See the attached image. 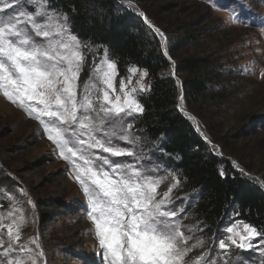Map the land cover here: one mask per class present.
Returning a JSON list of instances; mask_svg holds the SVG:
<instances>
[{"label": "rangeland", "instance_id": "obj_1", "mask_svg": "<svg viewBox=\"0 0 264 264\" xmlns=\"http://www.w3.org/2000/svg\"><path fill=\"white\" fill-rule=\"evenodd\" d=\"M238 3L244 8V23L231 21L232 10L239 15V7L221 10L213 7L209 0H133L132 6L127 0H120L119 6L142 20L146 19L148 25L155 29L145 21L144 24L155 32L160 41L162 38L156 29L164 34L162 53L164 55V47L171 58L170 52L173 54L176 68L178 61L191 58H211L222 68V78L202 99L199 105L202 110L198 113L208 121V129L213 130L215 136L211 140L201 133L213 141L212 148H216L218 156L227 158L232 166L235 162L240 173L264 189V27L259 26L260 20L264 19V2L238 0ZM68 23L72 32L69 20ZM84 51L88 52L87 49ZM102 56L98 49L88 53L80 72L81 87L90 78L94 58L98 64ZM173 68L170 63L168 70L162 71L160 76L172 77L180 85L181 78L177 75V80L172 76ZM139 76L137 72L133 76V84L127 87L131 88ZM127 77L115 76L117 94L120 81L124 79L127 83ZM144 84H149L148 77ZM147 92L138 93L137 98ZM180 93L184 97V93ZM179 97L177 110L188 118L193 117L191 120L195 127L196 115H187L182 108L186 103ZM179 103L182 110L177 107ZM34 115L29 116L27 111L0 93V239L5 241L3 247H7L8 228L11 227L13 238L16 233L20 235V240L14 241L16 246L27 245L32 250L11 254L12 257L19 255L24 264H31L30 257L40 251L44 256L37 264H82V257H88L89 264H101L94 225L87 217V199L75 180L74 167L60 157ZM140 116L129 119H134L131 131L139 138L138 151L147 157L143 163L153 169V175L163 177L157 189L160 195L172 188L168 206L177 208V220L185 234L192 237L189 246L199 245L186 257L189 264H264V255L259 250H241L234 246L227 251L219 249L217 241L219 237L228 235L226 227L241 221L234 213L235 209L216 231L213 241L206 237L194 215L200 191H185L178 173L162 159L159 148L151 145L138 128ZM115 142L122 146L125 143ZM223 147L228 150H223ZM93 151L107 155L99 153V150ZM109 159L131 160L130 157ZM243 223L237 226L241 233ZM33 239H38L39 249L31 243ZM259 239L257 237L254 243ZM3 247H0V252ZM6 259L0 257V262Z\"/></svg>", "mask_w": 264, "mask_h": 264}, {"label": "snow or ice", "instance_id": "obj_2", "mask_svg": "<svg viewBox=\"0 0 264 264\" xmlns=\"http://www.w3.org/2000/svg\"><path fill=\"white\" fill-rule=\"evenodd\" d=\"M127 2L132 6L133 0ZM209 3L221 10L239 7V15L232 10L231 21L245 22L238 0ZM68 20V14L58 11L51 0H0V93L29 116L35 114L60 157L73 165L75 180L87 199V217L94 225L101 264H189L186 257L199 245L189 246L192 237L177 220V208L168 206L172 188L162 195L157 192L163 177L153 175V169L143 163L147 157L138 151L139 138L131 131L134 119L129 118L144 112L137 94L151 90L150 84H144L149 73L130 66L127 83L120 81L117 94V65L105 48L98 64L94 58L90 78L81 87L83 62L96 48L71 32ZM259 26L264 27V19ZM156 32L163 44L164 34L159 29ZM164 55L168 56L167 51ZM137 72L139 79L128 88ZM241 223L226 227L228 235L218 238L219 249L234 246L264 255V231L243 223L241 233L237 230ZM257 237L260 239L254 243ZM19 240V233L13 238L9 227L7 247L0 239V257L7 258L0 264H24L19 255H11L32 251L27 245L17 247L14 241ZM31 243L40 248L38 239ZM43 256L42 251L36 253L30 257L31 264ZM81 259L82 264H89L88 257Z\"/></svg>", "mask_w": 264, "mask_h": 264}, {"label": "trees", "instance_id": "obj_3", "mask_svg": "<svg viewBox=\"0 0 264 264\" xmlns=\"http://www.w3.org/2000/svg\"><path fill=\"white\" fill-rule=\"evenodd\" d=\"M119 3L120 0H51L56 9L68 14L72 32L82 42L98 49L100 55L105 48L108 50L121 78L129 75L130 66L147 69L151 90L139 97L144 112L138 128L178 173L185 191H200L194 215L206 237L212 240L232 209L239 220L264 231V189L220 158L216 148L204 142L192 120L176 108L183 92V110L187 115H196L201 132L212 140L215 134L208 129V121L199 116V105L211 86L222 78V68L211 58L184 59L176 64L180 85L172 77H161L170 63L162 53L160 38Z\"/></svg>", "mask_w": 264, "mask_h": 264}, {"label": "water", "instance_id": "obj_4", "mask_svg": "<svg viewBox=\"0 0 264 264\" xmlns=\"http://www.w3.org/2000/svg\"><path fill=\"white\" fill-rule=\"evenodd\" d=\"M143 21H145L146 25H148L146 19H143ZM148 26L151 27L152 29H155L154 26H151V25H148ZM163 50H164V52L166 51L164 47H163ZM165 58L168 60L169 63H171V65L174 66L173 71H172V76H173L175 79L178 80V77H177V71H176L177 68L175 67V61L170 57L169 54H168V56H165ZM181 96H183V95H180L179 100H181ZM179 102H180V101H179ZM177 107H178L179 110H182V108H181V106H180V103L178 104ZM195 121H196V123H195V129H196V131L199 133V135L202 137V139L204 140L205 143H207V144H209L211 147H213L214 144H213V143H212L207 137H205L203 133H201L200 128H199V125H198V123H197V120L195 119ZM197 129H199V130H197ZM218 151H219V153H220V148L218 149ZM220 158L225 159V160H228L227 158L223 157L222 155L220 156ZM233 168H234L237 172L241 171V170L238 168V165H237L235 162H234V164H233ZM246 174H248V172H246ZM248 175H250V174H248ZM258 179H259V178H258Z\"/></svg>", "mask_w": 264, "mask_h": 264}]
</instances>
